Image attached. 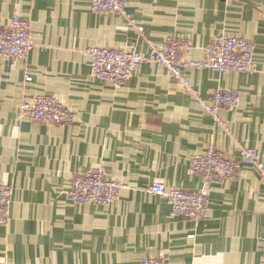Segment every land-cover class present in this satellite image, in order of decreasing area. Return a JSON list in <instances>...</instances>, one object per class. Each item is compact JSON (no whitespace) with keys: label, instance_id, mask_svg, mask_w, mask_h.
<instances>
[{"label":"crops","instance_id":"obj_1","mask_svg":"<svg viewBox=\"0 0 264 264\" xmlns=\"http://www.w3.org/2000/svg\"><path fill=\"white\" fill-rule=\"evenodd\" d=\"M127 1L143 35L121 16L93 13L91 0H0V31L18 16L34 43L14 69L0 57V181L15 190L0 225V264H263L257 169L244 164L238 179L205 187L191 162L211 146L231 159L252 149L264 161V0ZM222 34L253 42L258 72L184 74L206 101L218 89L239 91V107L219 112L230 133L164 68L146 64L117 89L91 76L85 56L94 47L147 54L150 42L174 36L190 39L189 59L201 60ZM36 95L60 100L74 123L20 119L21 103ZM99 165L130 189L109 206L69 201L75 178ZM156 180L207 189V218L173 217L164 197L146 191Z\"/></svg>","mask_w":264,"mask_h":264},{"label":"built area","instance_id":"obj_2","mask_svg":"<svg viewBox=\"0 0 264 264\" xmlns=\"http://www.w3.org/2000/svg\"><path fill=\"white\" fill-rule=\"evenodd\" d=\"M91 11L121 16L129 27L136 28L143 35L144 28L136 25L129 14L127 0H91ZM33 49L30 23L18 16L13 17L9 26L0 31V57L14 69L21 60L27 59ZM193 49L194 45L190 39L173 36L167 37L162 45L150 42L147 54L138 53L134 47L128 50L94 47L87 49L85 56L90 61L91 76L108 81L117 89L122 88L146 64H156L164 68L177 81L178 86L196 100L198 107L210 115L217 126L230 133L219 112L221 109L234 110L239 107V91L218 89L206 101L184 72L186 69H200L215 73L254 75L258 72L254 62L255 45L248 39L222 34L204 48L203 59H189ZM31 81L32 77H26V82ZM18 117H29L37 122L61 127L70 126L75 121L74 113L60 100L45 95H36L32 100H24L19 107ZM240 152L241 159H231L223 151L211 146L205 153L192 160L191 172L201 175L204 186L208 187L226 179H238L243 165L248 164L257 169L264 184V161L260 159L259 154L248 148H240ZM129 189L128 184L109 179L105 166L99 165L75 178L68 199L75 204L109 206ZM146 191L153 196L164 197L171 208V215L175 218L187 217L200 223L209 215L211 197L207 189L198 192L168 189L163 180H156ZM14 193L13 185L0 181V225L9 220ZM262 251L264 254V236ZM140 264L167 263L162 258H145Z\"/></svg>","mask_w":264,"mask_h":264}]
</instances>
